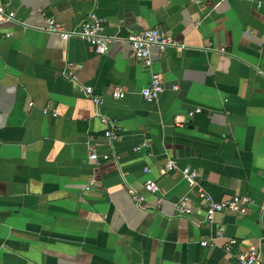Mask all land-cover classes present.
I'll return each mask as SVG.
<instances>
[{
  "label": "crops",
  "instance_id": "0c3cea01",
  "mask_svg": "<svg viewBox=\"0 0 264 264\" xmlns=\"http://www.w3.org/2000/svg\"><path fill=\"white\" fill-rule=\"evenodd\" d=\"M0 7L15 17L0 26V264H238L247 248L264 264V0ZM92 12L109 37L157 28L173 38L162 53L151 49L164 84L156 101L141 98L150 74L125 43L98 55L47 31L50 17L69 28ZM82 87L102 99L98 108ZM118 89L124 98L112 99ZM110 122L120 129L112 144ZM91 152L111 158L94 162ZM184 168L198 173L196 185ZM149 180L158 195L143 190ZM199 189L214 202L241 195L252 204L244 216L201 222ZM184 197L190 217L175 208Z\"/></svg>",
  "mask_w": 264,
  "mask_h": 264
},
{
  "label": "built area",
  "instance_id": "2783aa9c",
  "mask_svg": "<svg viewBox=\"0 0 264 264\" xmlns=\"http://www.w3.org/2000/svg\"><path fill=\"white\" fill-rule=\"evenodd\" d=\"M15 21L14 14L7 11L4 7H0V26L9 24ZM47 31L60 37L63 41L70 38H77L87 45L98 55H105L110 47L115 43H125L129 47V57L140 63L146 71L150 74V81L148 85L140 91V96L146 103H152L164 91L163 80L160 74L152 70L153 62L151 59V49L156 48L160 53L165 51L168 47L174 46L175 41L165 31L157 28H150L136 34H129L123 38L109 37L103 34L104 20L97 17L93 12L89 13L86 18L82 19L76 25L66 28L58 23L52 17L46 20ZM69 67L67 66L66 69ZM63 75L65 77L74 78L71 71L65 70ZM81 91L86 95L98 108L101 105L102 99L96 96L91 87H82ZM112 99H123L124 93L119 89L114 91L111 95ZM56 115V114H55ZM54 116V115H53ZM191 116V115H190ZM105 123V120H102ZM120 129L118 125L113 122L106 123L103 136L109 144L114 143L119 138ZM141 147H137L139 150ZM109 156H98L95 152L89 154V159L94 162L107 161ZM176 167L172 161L165 165L167 172L174 170ZM182 177L192 185H196L198 173L195 170L184 168L181 170ZM143 190L149 195H158L160 193L159 186L153 180L144 183ZM134 205L141 206L144 197L141 194L130 189L128 191ZM198 196L201 200L202 221L210 222L213 217L221 212H229L239 216H244L250 204H252L249 197L241 195H233L229 198L214 202L212 198L204 193L201 189L198 190ZM159 200V199H158ZM175 208L180 217H190L192 215V205L188 197L180 199ZM235 241L228 240V245L232 246ZM202 246H209L206 241L201 242ZM238 264H262L261 256L258 250L247 248L239 251L237 256Z\"/></svg>",
  "mask_w": 264,
  "mask_h": 264
}]
</instances>
